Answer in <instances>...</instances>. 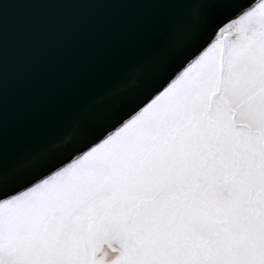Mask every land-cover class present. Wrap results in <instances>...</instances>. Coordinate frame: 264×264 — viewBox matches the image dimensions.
<instances>
[{
	"label": "snow or ice",
	"instance_id": "1",
	"mask_svg": "<svg viewBox=\"0 0 264 264\" xmlns=\"http://www.w3.org/2000/svg\"><path fill=\"white\" fill-rule=\"evenodd\" d=\"M122 2L183 6L131 83L159 79L80 147L0 149V264H264V0Z\"/></svg>",
	"mask_w": 264,
	"mask_h": 264
},
{
	"label": "water",
	"instance_id": "2",
	"mask_svg": "<svg viewBox=\"0 0 264 264\" xmlns=\"http://www.w3.org/2000/svg\"><path fill=\"white\" fill-rule=\"evenodd\" d=\"M182 7L122 0H34L10 6L0 32V149L5 159L66 136L80 147L112 117L139 103L159 74L136 86L131 82ZM118 89L124 91L105 120L77 136L82 112Z\"/></svg>",
	"mask_w": 264,
	"mask_h": 264
},
{
	"label": "clouds",
	"instance_id": "3",
	"mask_svg": "<svg viewBox=\"0 0 264 264\" xmlns=\"http://www.w3.org/2000/svg\"><path fill=\"white\" fill-rule=\"evenodd\" d=\"M111 256V252L108 251V250H104L100 256V259L101 260H105L106 258L110 257Z\"/></svg>",
	"mask_w": 264,
	"mask_h": 264
},
{
	"label": "rangeland",
	"instance_id": "4",
	"mask_svg": "<svg viewBox=\"0 0 264 264\" xmlns=\"http://www.w3.org/2000/svg\"><path fill=\"white\" fill-rule=\"evenodd\" d=\"M104 250H102V252H103Z\"/></svg>",
	"mask_w": 264,
	"mask_h": 264
}]
</instances>
